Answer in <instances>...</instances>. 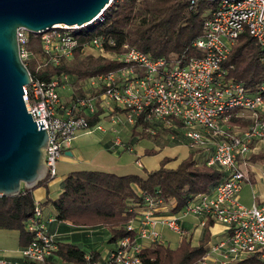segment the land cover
<instances>
[{
    "label": "built area",
    "instance_id": "obj_1",
    "mask_svg": "<svg viewBox=\"0 0 264 264\" xmlns=\"http://www.w3.org/2000/svg\"><path fill=\"white\" fill-rule=\"evenodd\" d=\"M81 28L59 24L40 34L43 51L51 62L59 65L63 58L74 56L80 45L76 32ZM203 31L193 43L203 55L191 57L185 64H168L127 45L123 52L111 53L105 48L112 44L110 39L93 37L83 44L84 54L92 51L128 66L88 78L84 87L93 93L69 105L60 97L68 75L54 76L49 81L31 76L24 87L27 111L37 123L42 120L49 133L45 161L50 179L56 176L57 162L65 148L78 134L92 129L88 117L101 108L111 113L113 123L133 126L140 121L139 130L147 123L144 130L150 134L158 128L172 129L178 122L193 145L212 147L206 163L225 173L223 181L211 191L188 201L176 213L156 214L162 201L147 198L148 206L126 226L135 231L133 239L127 236L118 240L116 247L96 264H146L138 255V239L163 244L158 228L182 235L179 221L187 216L198 218L201 226L211 221L223 228L219 236L212 233L216 237L207 242L201 264H230L251 255L264 260V199L250 206L238 199L241 183L248 180L249 157L264 150V81L250 91L228 77L222 65L238 37L248 33L259 45L264 71V0L219 1L204 21ZM29 34L25 28L17 31L22 60L28 57L25 46ZM95 129L102 130V125L97 124ZM115 145L119 146L120 141L116 140ZM27 230L34 233V238L21 251L26 261L0 260V264H48L58 250L59 236L48 232L38 202Z\"/></svg>",
    "mask_w": 264,
    "mask_h": 264
},
{
    "label": "trees",
    "instance_id": "obj_2",
    "mask_svg": "<svg viewBox=\"0 0 264 264\" xmlns=\"http://www.w3.org/2000/svg\"><path fill=\"white\" fill-rule=\"evenodd\" d=\"M218 5L219 1L209 0H112L103 11L102 20L76 32L80 45L71 59L63 58L59 65H55L43 51L40 34L30 33L25 46L28 57L23 61L33 78L49 81L54 76L68 75L75 90L73 99L66 103L69 105L91 94L83 90L88 78L128 66L110 57L84 54L82 47L85 42L104 36L112 41L111 45L105 46L111 53H121L125 50L123 46L127 45L153 59L162 58L168 64H185L191 57L203 55L193 43L204 34V21ZM260 59L257 41L248 33H242L222 65L227 69L228 77L253 91L264 81ZM88 121L90 127L96 126L101 121L100 109L89 116ZM139 123L137 121L132 126L133 132L139 131L136 130ZM147 127L148 124L143 123L139 133L147 134L144 130ZM147 152L151 154L154 151ZM168 160L163 158L157 169L143 173L117 175L88 169L70 173L64 180L63 193L53 201L57 218L78 228L103 227L109 233L110 243L127 236L133 239L135 231L128 230L126 226L137 212L148 206L147 198L161 200L164 205L173 204L171 212L176 213L188 201L211 191L225 178L223 170L207 165L206 159L199 160L195 150L175 168L165 167ZM249 160L264 162V150L251 155ZM50 180L47 176L36 188L48 187ZM34 189H22L16 196L0 195V229L17 230L22 247L34 238V233L27 230V223L34 215ZM208 237L205 230L197 245L182 238L175 248L152 243L140 249L138 255L146 264H201ZM86 254L80 245L58 238V250L51 257L74 264L101 261L98 252L90 253L89 260ZM50 258L48 264H53L49 262ZM230 264H262V260L251 255Z\"/></svg>",
    "mask_w": 264,
    "mask_h": 264
},
{
    "label": "crops",
    "instance_id": "obj_3",
    "mask_svg": "<svg viewBox=\"0 0 264 264\" xmlns=\"http://www.w3.org/2000/svg\"><path fill=\"white\" fill-rule=\"evenodd\" d=\"M69 80L71 81V79ZM70 87L71 92L69 95H63V88L60 90V97L64 103H67L75 96L72 81L70 82ZM83 90L93 93V91H90L86 87H83ZM110 115L111 113L109 111L101 108V121L97 124L102 125V130L95 129V126H93L90 131L78 134L76 139L70 142V146L65 148L62 158L57 162L56 176L50 180L48 187L40 186L33 190L35 202H38L41 206L42 220L45 222L48 232L57 234L59 239L63 242H71L80 245L82 249L86 251V257L94 251L98 252L100 259H102L108 250L116 247V243H110L108 241L109 233L107 229L103 227L78 228L73 226L69 221L59 220L57 218L53 201L58 199L63 193L64 180L70 173L88 169L124 175L137 173L130 170L134 165L145 171H151L160 166L163 158L169 159L165 167L175 168L191 151H196L199 160H207L212 153V147L198 148L193 145L191 141L183 135L180 124L176 122L177 126L175 124L172 129L166 127L161 129L158 128L154 134L146 132L147 134L143 135L139 133V129H136L139 131L135 133L133 132L132 126L125 125L122 122L113 123ZM95 132L100 134H96L87 139V143H85L86 139H84L83 144V139L81 138ZM159 134L163 135L158 136ZM116 140L120 141L119 146L115 145ZM143 141L145 143H143ZM139 144L143 145L142 148L139 147L140 149L137 147ZM197 149L199 150L197 151ZM148 150H153L154 152L149 154L147 152ZM123 152L134 156V165L131 161L132 159L129 161L122 155ZM112 155H116L117 157ZM249 162L251 164L246 168L248 180L244 182H246L250 188L251 200L246 201L243 195L240 194L241 185L238 192V199L240 202H243L244 205L247 203L251 205L253 202H260L264 199V190H261V192L257 194V191L260 189L258 182L264 181V171L255 165V162L250 160ZM173 207V204H162L155 213L166 215L172 213L171 210ZM179 224L184 231L182 235L174 233L167 228H158L160 237L163 240V245L169 248H175L182 238L190 241L192 245H197L199 241L203 239L205 230L209 233L207 242L216 237L213 236L212 233H216L217 236H219L223 231L221 225L213 224L212 222H210L207 228L205 227L206 225L201 226L199 224V219L194 216H187L179 221ZM165 231L177 235L176 244L170 243V238L165 236ZM138 243L141 249L152 244V242L144 239H138ZM23 248L24 247L20 245V234L17 230L0 229V260L12 263L25 262L26 258L21 252ZM49 262L53 264H74L72 262H65L61 258L55 256L51 257ZM262 264H264V260H262Z\"/></svg>",
    "mask_w": 264,
    "mask_h": 264
},
{
    "label": "water",
    "instance_id": "obj_4",
    "mask_svg": "<svg viewBox=\"0 0 264 264\" xmlns=\"http://www.w3.org/2000/svg\"><path fill=\"white\" fill-rule=\"evenodd\" d=\"M111 2L0 0V195L34 189L48 176L49 133L26 108L24 87L31 82V73L20 55L18 29L41 34L59 24L92 25Z\"/></svg>",
    "mask_w": 264,
    "mask_h": 264
},
{
    "label": "rangeland",
    "instance_id": "obj_5",
    "mask_svg": "<svg viewBox=\"0 0 264 264\" xmlns=\"http://www.w3.org/2000/svg\"><path fill=\"white\" fill-rule=\"evenodd\" d=\"M91 52L92 51H89V52H86V54L87 55H89V54H91ZM92 53H94V52H92ZM91 55H94V56H97V55H95V54H91ZM70 80H68L66 83H65V87H62L63 88V90H64V92H63V95H69V93L71 92V87H70ZM98 135V134H100V133H98V132H95V133H90V134H88V135H85V136H83V138H81V139H83V144H84V139H86V142L85 143H87L88 141H87V139H89V138H91V137H93V136H95V135ZM160 135H163V134H159L158 136H160ZM78 136V135H77ZM76 136V137H77ZM76 137L74 138V139H72L71 140V142L73 141V140H75L76 139ZM163 140V139H162ZM81 141V140H80ZM143 143H145L144 141H143ZM141 144V143H140ZM139 144V146H137L138 147V149H140V148H142V146L143 145H140ZM87 146V145H86ZM145 146V145H144ZM140 147V148H139ZM137 149V150H138ZM122 155H124V157H126L127 158V160H131L132 161V163H133V165H134V156L133 155H131V154H129V153H126V152H123V154ZM112 156H115V157H117L116 155H112ZM62 158V157H61ZM255 165H257L262 171H264V162L263 161H256L255 162ZM148 166V165H147ZM92 168V167H91ZM146 168H148V167H146ZM150 168V167H149ZM130 170H133L134 172H137V173H142V172H144L145 170L144 169H140V168H138L137 166H132L131 167V169ZM132 172V171H131ZM258 184L260 185V189H259V191H257V194H259L260 192H261V190H264V189H261V188H264V181H259L258 182ZM255 188H257L256 186H254ZM250 188H249V186H248V184H246V182H242V184H241V195H243V197L245 198V200L246 201H250L251 200V192H250V190H249ZM243 205H244V203L243 202H241ZM245 206H250L248 203L247 204H245ZM165 236L166 237H168V238H170V243L171 244H176V242H177V235H175V234H173V233H171V232H169V231H165Z\"/></svg>",
    "mask_w": 264,
    "mask_h": 264
}]
</instances>
